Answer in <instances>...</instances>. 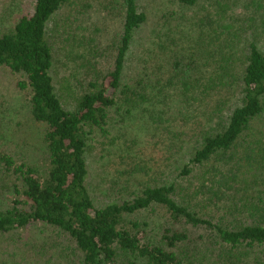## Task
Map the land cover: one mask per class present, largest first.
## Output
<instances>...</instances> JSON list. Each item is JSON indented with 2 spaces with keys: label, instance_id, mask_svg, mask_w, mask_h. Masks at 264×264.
I'll return each instance as SVG.
<instances>
[{
  "label": "trees",
  "instance_id": "obj_1",
  "mask_svg": "<svg viewBox=\"0 0 264 264\" xmlns=\"http://www.w3.org/2000/svg\"><path fill=\"white\" fill-rule=\"evenodd\" d=\"M69 1L31 0L0 30V68L19 75L45 145L40 165L0 152L1 171L14 176L0 238L16 244L33 227L51 228L79 264H264V0L245 4V31L232 22H241L239 0H220L215 13L204 6L202 16L199 0H174L152 26L141 0H121L111 63L97 59L74 99L51 74L50 23ZM147 121L167 145L160 181L130 199H94L92 142L112 125L116 138L132 129L141 140ZM157 209L152 235L135 214Z\"/></svg>",
  "mask_w": 264,
  "mask_h": 264
},
{
  "label": "rangeland",
  "instance_id": "obj_2",
  "mask_svg": "<svg viewBox=\"0 0 264 264\" xmlns=\"http://www.w3.org/2000/svg\"><path fill=\"white\" fill-rule=\"evenodd\" d=\"M219 1L199 0L196 12L202 16L205 6L215 13ZM141 3L150 26L153 21L161 20L162 13L175 7L174 0H141ZM245 4L253 8L251 0H239L235 11L241 15V22L232 21L242 31H245L244 16L251 13ZM30 5L31 0H0V30L11 27L17 14ZM122 6L121 0H70L50 23V39L55 50L51 74L54 84L61 87L68 99H74L87 87L97 59L103 65H106L104 58L111 63L113 53L108 42L118 36ZM247 26L249 29L250 23ZM256 39L264 46L263 34L259 33ZM17 78L19 75L0 68V152L11 155L16 162L40 165L44 162L45 147L42 126L31 118L27 99L16 87ZM109 119L117 126L114 110ZM147 124L152 126L140 136L141 140L137 138L139 133L132 129L125 133V138H116L112 125L107 138L98 136L92 142L87 153V185L94 199L99 202L130 199L142 186L160 181L168 157L167 145L161 144L158 133H154L156 125L151 121ZM164 176L167 177L166 173ZM13 177L11 172L0 168V207H6L12 196L7 189L11 188ZM161 213L159 209L147 210L135 217L147 224L146 230L153 235L163 221ZM45 240L56 241L57 246L47 247L49 243L45 244ZM0 243V260L5 259L6 264H79L73 248L62 243L54 230L44 226L29 229L16 244H11L9 238H0ZM5 248L15 256L4 253Z\"/></svg>",
  "mask_w": 264,
  "mask_h": 264
}]
</instances>
